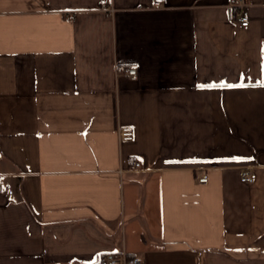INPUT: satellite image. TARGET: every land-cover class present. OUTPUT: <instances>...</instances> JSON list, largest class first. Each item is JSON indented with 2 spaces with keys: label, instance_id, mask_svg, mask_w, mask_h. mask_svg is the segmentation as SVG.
<instances>
[{
  "label": "crops",
  "instance_id": "1",
  "mask_svg": "<svg viewBox=\"0 0 264 264\" xmlns=\"http://www.w3.org/2000/svg\"><path fill=\"white\" fill-rule=\"evenodd\" d=\"M247 2L242 27L233 0H0V264H264ZM223 83L244 87H199Z\"/></svg>",
  "mask_w": 264,
  "mask_h": 264
},
{
  "label": "built area",
  "instance_id": "2",
  "mask_svg": "<svg viewBox=\"0 0 264 264\" xmlns=\"http://www.w3.org/2000/svg\"><path fill=\"white\" fill-rule=\"evenodd\" d=\"M101 3V2H100ZM234 10V20L238 23L239 26H246L249 23V13H247L248 2L247 0H233ZM123 73L128 76H133L135 73L134 68H128L123 70ZM134 136V130L131 127H122L118 131V138L120 141H129L132 140ZM140 163L137 161L134 163V168H138ZM256 174L249 169H245L241 171L239 180L242 183L251 184L255 180ZM208 179L206 174H201L199 178H197V182L206 183ZM10 185L6 184L4 186V190H6L8 195L12 194V190L9 188ZM94 264H145L142 258L140 259L137 256H129L128 254L120 253L116 255H108L102 257Z\"/></svg>",
  "mask_w": 264,
  "mask_h": 264
},
{
  "label": "snow or ice",
  "instance_id": "3",
  "mask_svg": "<svg viewBox=\"0 0 264 264\" xmlns=\"http://www.w3.org/2000/svg\"><path fill=\"white\" fill-rule=\"evenodd\" d=\"M258 86L260 87H264V83L259 84ZM199 87L201 88H216V87H221V88H237V87H244L243 84H236V85H232V84H227V83H223L220 85H216V84H211V85H200Z\"/></svg>",
  "mask_w": 264,
  "mask_h": 264
}]
</instances>
